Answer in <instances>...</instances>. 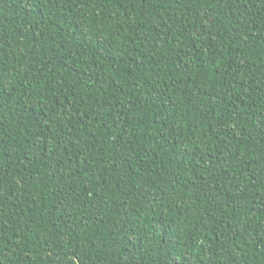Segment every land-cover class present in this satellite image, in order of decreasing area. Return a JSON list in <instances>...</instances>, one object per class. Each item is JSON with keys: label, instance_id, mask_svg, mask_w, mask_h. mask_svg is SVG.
Segmentation results:
<instances>
[{"label": "trees", "instance_id": "16d2710c", "mask_svg": "<svg viewBox=\"0 0 264 264\" xmlns=\"http://www.w3.org/2000/svg\"><path fill=\"white\" fill-rule=\"evenodd\" d=\"M0 264H264V0H0Z\"/></svg>", "mask_w": 264, "mask_h": 264}]
</instances>
